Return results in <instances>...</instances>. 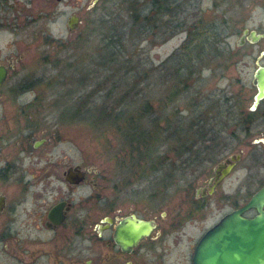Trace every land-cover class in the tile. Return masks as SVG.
Segmentation results:
<instances>
[{
    "label": "flooded vegetation",
    "instance_id": "obj_1",
    "mask_svg": "<svg viewBox=\"0 0 264 264\" xmlns=\"http://www.w3.org/2000/svg\"><path fill=\"white\" fill-rule=\"evenodd\" d=\"M31 1L32 5L26 3L31 6H19L18 0H0V244L4 249L0 252V264H192L196 245L203 235L225 214L244 206L264 186V96L251 108L257 91L253 73L258 66H264V45H257L264 40V29L258 31L247 24L255 15L264 20V0H257V14H253L256 5L246 8V0H210L212 5L200 7L194 14L196 20L190 24L182 14L185 1L177 3L178 29L185 33L181 45L194 25V29L211 34L219 18L228 28L224 13L234 15L229 11L239 4L242 14L235 18L238 26L233 24L229 32L219 34H236V47L251 45L257 48V55L252 76L239 89L229 88L228 84L218 90L217 97L212 92L195 90L196 137L192 152L199 161L207 159L203 153L213 152L204 148L229 146L228 137L233 132L240 130L248 137L239 139L242 146L238 150L208 158L212 166L194 188L196 204L168 215L167 219L166 214L158 219L157 213L152 214L147 208L138 213L134 204H120L118 189L105 182L102 177L106 176H100L98 169L83 164L58 168L49 156L50 134L37 135L39 122L34 117L37 110L32 109L40 106L41 98L44 100L35 92L44 80L36 70L39 57L26 54L23 47L39 46V30L33 29L38 19L57 16L35 8L50 9L64 0H42L40 4ZM198 2L201 4L203 0ZM221 2L226 3L227 9L217 14L216 4ZM71 17L75 19L74 29L68 25ZM80 23L79 13H69L65 21L68 41ZM251 31L259 35L256 40ZM52 40L51 36H45L41 43L50 49L54 46ZM64 44L66 47L67 41ZM167 58L160 64L162 70H166ZM194 68L191 74L196 71ZM208 69L197 70V76L193 74L187 82L209 79L204 76V70ZM204 99L209 100L210 107H201ZM163 106V110L167 109L166 100ZM171 113L176 114L163 117L165 128L168 123H175L178 110ZM251 132L257 134L253 136ZM75 165L81 176H70L67 172L68 167ZM19 214L25 215V219L21 220ZM256 214L255 207L241 211L244 217ZM136 220L141 221L142 236L137 241L126 236L120 238V228L129 223L136 225Z\"/></svg>",
    "mask_w": 264,
    "mask_h": 264
},
{
    "label": "rangeland",
    "instance_id": "obj_2",
    "mask_svg": "<svg viewBox=\"0 0 264 264\" xmlns=\"http://www.w3.org/2000/svg\"><path fill=\"white\" fill-rule=\"evenodd\" d=\"M36 1L40 4L42 0ZM178 1L170 0L166 3L164 7H170L169 11L154 13L163 15L157 18V22L154 19L153 25H149L144 33L135 36L134 40L127 45L128 49L137 50V55L142 57L138 63L149 70L146 98L162 118L164 116L171 117V114L174 116L176 113H171L172 110H178V115L187 113L197 89L204 91L205 94L212 92L215 97H217L218 90L225 88L228 84H230L229 88L239 89L252 76L255 68L254 56L257 55V48L251 47V45L237 48L235 45L236 34L218 35L214 40L217 54L212 53L213 58L208 62L200 61L198 65L194 64L196 71L193 74L198 72L199 65H201L206 69L209 68L204 70V76H209V79L200 78L196 82L190 81L187 90L181 91L178 95H172L173 100L171 104H168L167 109L160 108V98L168 95L171 88L170 81L166 82V70L163 69L160 75L157 67L165 58L179 50V45L185 37V33L179 32L178 26H174L178 22L176 15L179 14L180 9L177 6ZM184 1L182 14L189 24L196 20L194 14L200 7L212 5L210 0H203L201 4L198 0ZM18 2L21 4L19 6H31L33 3L31 0H18ZM253 4L256 5L253 14H257L259 1H245L247 9L249 5ZM216 5L218 8L216 7L215 13L217 14H221L227 9L224 2ZM237 5L229 11V14L234 15L230 16L224 13L229 21L228 28L223 26L222 20L216 19L218 34L229 32L230 26L233 24V27L238 26L235 18L242 14V9L239 4ZM133 8L140 14H149L151 8L154 7L148 0H64L63 4L56 6L53 4L50 9L41 6L35 8V11L47 10L50 14L57 16L38 19L33 29L39 30V46L24 45L23 47L26 54L39 57L36 70L38 75L44 78L35 88V92L44 100L41 98L40 106H33L32 109L37 110L34 112V117L37 123L39 122L37 135L50 134L51 140L48 147L52 148L49 156L53 157L56 167L61 168L67 164H83L98 169L100 176H106L102 177L104 181L118 189L120 204H134L138 213L147 208L146 210H151L152 214L157 213L158 219H163L161 215L166 214L164 219H167L168 215L174 214L178 210L186 211L191 205L196 204L193 203L194 188L199 180L206 177L203 175L208 174V169L212 166V162L208 158L223 157L225 154L238 150L242 146L239 139L242 140L248 136L240 130L231 133V137H228L231 139L229 146L223 149L216 146L214 150L208 148L207 152H213L206 153V155L203 153L207 159L202 161H199L193 154L185 161L187 155L183 154L182 147L177 146V140L169 139L167 136L165 139L163 138V141L161 140L151 147V153L146 160L142 158L146 165H150L153 161L158 163L159 171L151 173L150 176H135L131 173L128 175L130 159L127 146L129 145L122 142L121 144L117 140V134L111 129L100 131L99 124L90 115L93 111H88V108L95 111L93 114H97L101 104L102 91L98 87L101 77L96 64L99 55L103 52V38L110 32L121 33L124 28L122 25L127 20V14H131ZM71 12L79 13L81 23L68 41L65 21ZM33 15L38 16V14ZM168 18H172V21ZM156 24L161 28L157 29ZM247 24L249 27H256L258 31L264 29V20L260 16L255 15L249 18ZM106 26H113L115 30H107ZM166 27L167 29L173 27L172 30L175 31L168 39H165L169 33L166 31ZM45 36L53 38L51 42L54 46L50 49L41 43ZM66 41L67 46L65 47ZM257 45H264V40H261ZM137 57L134 56L133 62L127 63L136 64ZM43 59L49 60V63L46 64ZM262 61L264 62V58ZM170 63L184 64L181 57L170 59L168 65ZM117 65L119 64L117 63ZM183 73L182 71L179 78L177 75L174 77L168 75V78L171 81L180 80L183 78ZM91 75L94 78L93 84L87 85V81L82 78L88 79ZM131 81L129 80V82ZM92 88L94 94L92 102L89 103L86 98ZM203 102L205 105L201 107H207L209 100L204 99ZM42 109L47 112L41 111ZM251 134L254 136L257 133L251 132ZM195 137L196 134L193 138ZM89 189L88 186L87 191ZM16 190L18 192V188ZM18 194L20 195L19 192ZM19 217L21 220L25 219L23 214H19ZM0 252H4L2 243Z\"/></svg>",
    "mask_w": 264,
    "mask_h": 264
},
{
    "label": "trees",
    "instance_id": "obj_3",
    "mask_svg": "<svg viewBox=\"0 0 264 264\" xmlns=\"http://www.w3.org/2000/svg\"><path fill=\"white\" fill-rule=\"evenodd\" d=\"M168 0H151V8L149 14H140L138 10L133 8L131 14H127V20L122 25L124 28L121 33L110 32L103 38V52L99 55L96 68L101 79L98 84L99 90L102 91L101 104L97 114L94 110L88 108V111H93L90 114L93 119L99 124V130L111 129L117 134V140L121 143L128 144L129 148V173L135 176H150L151 173L157 172L160 169L159 164L153 161L150 165H146L142 161L149 157L151 147L165 137L176 139L177 146L182 147L183 154L187 155L185 159L191 158L192 146L194 144V126H195V96L193 103L189 106L187 113L178 115L175 123H168V128L162 126L163 118L158 114L156 108L146 98L147 88L149 85L148 77L149 70L140 66L141 56L137 55L136 49L130 50L127 45L130 44L135 36H140L154 22V19L159 18L163 11H169L170 7H164ZM171 10V8H170ZM130 13V12H129ZM173 16L172 14H168ZM172 21V18H168ZM193 24V23H192ZM153 25V24H152ZM174 26H178L177 23ZM107 30H115L113 26H106ZM157 29L161 28L157 24ZM195 25L190 28L188 39L183 42L179 50H176L172 55L165 60L166 65V82L170 81L171 91L164 98H160L159 107L163 108V103L171 104L172 95H178L181 91L187 90L190 82L187 80L191 77L192 68L198 62H208L213 58L212 53H216L215 37H218L217 27L211 34L202 33L199 28L194 29ZM173 27L167 29L169 31L165 36L168 39L175 31ZM137 30V32H136ZM178 31V30H177ZM210 31V30H207ZM217 54V53H216ZM215 55V54H214ZM134 56H138L136 64H128L133 62ZM181 57L184 64L169 63L170 59ZM139 62V63H138ZM119 64L116 66V64ZM203 67L199 65L198 71ZM161 75V65L157 67ZM155 71V70H154ZM183 78L178 79L182 73ZM168 75L175 77L176 81H171ZM88 84H93V76L88 79L82 78ZM163 79V78H162ZM129 80H132L129 82ZM169 84V83H168ZM121 93L119 96H117ZM94 89L87 93V101L92 102ZM205 105V102L202 103ZM209 106V102H207ZM165 133V135H163ZM121 143V144H122ZM176 146V147H177ZM204 149H208L204 148ZM153 151V150H152ZM151 157V156H150ZM185 162V161H183ZM124 163V162H123ZM161 164V162H160ZM146 166V167H145Z\"/></svg>",
    "mask_w": 264,
    "mask_h": 264
},
{
    "label": "water",
    "instance_id": "obj_4",
    "mask_svg": "<svg viewBox=\"0 0 264 264\" xmlns=\"http://www.w3.org/2000/svg\"><path fill=\"white\" fill-rule=\"evenodd\" d=\"M71 17L68 20L70 29H74ZM256 40L259 35L251 31ZM253 77L257 79V91L251 108H255L264 96V66H258ZM77 165L68 167L70 176H81ZM264 186L241 208L225 214L217 224L209 229L196 245L192 264H264ZM255 207L257 214L244 217L241 211ZM136 225L129 223L120 228L119 237L137 241L144 233L140 220ZM123 244V240H119Z\"/></svg>",
    "mask_w": 264,
    "mask_h": 264
}]
</instances>
